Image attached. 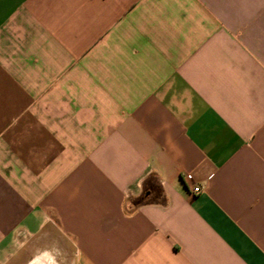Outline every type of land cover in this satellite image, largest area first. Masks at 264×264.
<instances>
[{"label":"crops","instance_id":"1","mask_svg":"<svg viewBox=\"0 0 264 264\" xmlns=\"http://www.w3.org/2000/svg\"><path fill=\"white\" fill-rule=\"evenodd\" d=\"M51 232L264 264V0H0V264Z\"/></svg>","mask_w":264,"mask_h":264},{"label":"rangeland","instance_id":"2","mask_svg":"<svg viewBox=\"0 0 264 264\" xmlns=\"http://www.w3.org/2000/svg\"><path fill=\"white\" fill-rule=\"evenodd\" d=\"M72 243L55 232L40 241H27L25 247L1 264H76Z\"/></svg>","mask_w":264,"mask_h":264},{"label":"built area","instance_id":"3","mask_svg":"<svg viewBox=\"0 0 264 264\" xmlns=\"http://www.w3.org/2000/svg\"><path fill=\"white\" fill-rule=\"evenodd\" d=\"M199 191H200V190H199L198 188H194V189H193V193H195V194L199 193Z\"/></svg>","mask_w":264,"mask_h":264},{"label":"bare ground","instance_id":"4","mask_svg":"<svg viewBox=\"0 0 264 264\" xmlns=\"http://www.w3.org/2000/svg\"><path fill=\"white\" fill-rule=\"evenodd\" d=\"M37 264H41V263H37Z\"/></svg>","mask_w":264,"mask_h":264}]
</instances>
